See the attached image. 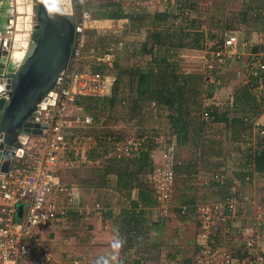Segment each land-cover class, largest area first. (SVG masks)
Instances as JSON below:
<instances>
[{"label":"trees","instance_id":"1","mask_svg":"<svg viewBox=\"0 0 264 264\" xmlns=\"http://www.w3.org/2000/svg\"><path fill=\"white\" fill-rule=\"evenodd\" d=\"M124 2L125 0H103L94 6L90 5V2L85 3L84 6L88 11L91 7L94 8L97 19L114 22L124 20V23L136 32L147 30L145 40L140 44L138 52L134 51L131 55L136 58L142 54H148L150 58L143 64L136 62L122 67L117 65L115 68L117 57L112 47L89 43V36L95 35V30L86 29V50L92 48L95 57L105 53L114 54L112 65L93 58L90 61V70L105 72L113 78V81L108 91L110 93L107 92L103 96L83 95L77 97L74 110L78 114L91 115L93 117L91 126L97 127L107 122H104L105 119L100 120L98 114L101 110H106L107 105L114 106L115 102L123 97L128 100L129 109L136 111L138 116L143 108L148 109L152 114L156 105L167 106L168 110L172 111L168 115L169 135H162L169 137L167 141H170L171 136L175 137L174 185L176 186L177 180H181L178 186L180 192L174 194L173 200L176 199L177 206L172 210V213L181 222L195 220L199 229L196 204L198 201L210 199H207L209 194L199 195L198 188L194 183L197 175L226 174L227 177L223 183L213 180L205 184L211 194L215 196L214 200H224L231 188L236 187L238 182L245 185L256 175L264 177V125L258 122V118L264 115V69L258 68L255 74L246 75V71L251 68V57L248 64L245 65L244 71L241 70L237 74L240 83L228 93L225 102L219 101L217 97L219 86L215 81L204 80L201 73L177 72L179 65L175 57L179 56V49L202 48L200 39L203 40L204 31H197L194 28L190 30L185 26L164 31L158 22L159 20L165 21L171 14L174 17H185L184 19L192 20L193 15H189L198 9L197 1L176 0L174 1L176 3L174 10L169 11L162 8L153 13L148 12L145 6H125ZM80 3L81 0H76V6L79 8ZM217 9L222 12L220 15L222 16L224 8L217 7ZM235 14L241 23L242 30L246 32L245 43L254 35L253 33H256L257 41L252 44L247 43L251 52L254 54L258 49H264V0H244L241 8L237 9ZM75 18L78 17L75 15ZM219 21L221 19H216L213 23ZM236 29L226 25L221 39L211 48L213 50L223 48L228 35H235L238 41L236 33L238 30L236 31ZM209 36L212 38L216 34L211 33ZM125 45L127 46V43ZM261 60L264 62V57H261ZM222 66L213 69L220 70ZM115 69L116 75L112 72ZM222 76L216 74L217 78ZM202 79L208 85L206 89H203L204 96H201L203 90H200ZM124 80H127V85L123 83ZM258 83H262L261 89H255L258 87ZM125 87L128 89L127 92L124 91ZM121 91L125 93L123 97H119ZM213 126H219L221 132L215 133V130H212ZM97 128L99 129V127ZM115 131L113 128L101 131V133L114 136ZM85 132V134L90 133L89 131ZM163 132L165 131L163 130ZM95 133H100V131L95 129ZM121 138L118 135L115 137V139L122 140ZM224 144H231L235 149V154L233 153L235 162L234 167H231L233 171L230 175H227V170L230 168H228V157ZM108 150L104 148L102 152H97L94 149L89 153L92 160H98L97 166L90 170L91 174L88 177L78 178L81 182L80 187L123 190L125 193L124 205L119 206L117 211L113 212L114 208H111V205L115 206L116 201L110 202V199L103 198V201L98 204L101 214L103 216L110 214L113 222L117 225L116 234L123 254L115 264H141V261L146 262L153 256L143 251L144 253L136 257V251H138L136 248L145 245L144 242L148 239L152 227L156 225L157 228L162 227L164 221L167 218L170 219L169 216L160 215L157 219H152L149 222L152 213L155 211L154 214H156L158 207L157 199L148 179L155 163L150 148L142 151L139 156L127 158L117 153L109 155L107 154ZM183 150L187 153L186 157H181ZM246 179L248 180L246 181ZM240 192L238 188L236 194L242 200L243 196L247 195ZM246 199L245 205L248 206L249 200L247 197ZM77 202L79 208L82 209L70 212L69 216H80L85 213L83 208L86 206L85 200H80L79 196ZM181 207H185V210ZM248 216L249 208L242 207L236 210L235 217L240 220L242 227L248 229L250 234L230 242L234 247L231 254L239 259L251 258L254 260L253 254L245 247V237H254L256 229H261L264 232V210L259 213V217ZM261 237L264 238V236ZM236 242H238L237 245H235ZM154 244L155 242L151 243L152 246ZM193 246L191 254L183 259L184 264H193L196 252H198L195 239ZM172 247L174 251L166 253L168 259L177 258L180 253L185 252V248L179 245H172Z\"/></svg>","mask_w":264,"mask_h":264},{"label":"built area","instance_id":"2","mask_svg":"<svg viewBox=\"0 0 264 264\" xmlns=\"http://www.w3.org/2000/svg\"><path fill=\"white\" fill-rule=\"evenodd\" d=\"M84 1L86 0H82L78 18H74V38L67 66L59 82L48 92L47 102L38 103L35 115L27 120L38 132L27 133L22 154L15 156L8 172L0 178V264L55 263L52 254L37 237L36 230L63 223L68 220L70 212L82 209L77 202L80 196L78 187L72 183L71 186L67 185L58 175L61 159L65 155L69 156L67 163H72L73 158L88 161V149L102 152L107 148V154L110 155L112 148L113 154L117 152L126 157L139 156L142 151L149 149L141 142L142 139L123 141L111 135L92 137L85 132H74L76 129L82 131L81 129L88 128L93 123L91 115L75 112L76 98L83 95L103 96L109 91L113 81L105 72L91 71L90 64L83 61L85 31L93 27L91 14L85 8ZM236 42L235 35H228L224 47L212 51L216 67L223 64L227 58L226 53L232 52ZM255 42L256 39L251 38L247 43ZM92 51L91 48L89 58L112 65L113 53L95 57ZM259 56L256 54L252 58L251 68L246 71V75L255 74L258 68L264 69V62L261 60L264 49ZM261 88L262 83H258L255 89ZM167 138L169 137L164 135L153 137L155 144L150 148V153L155 167L148 175L158 207L163 208H168L174 202L172 184L176 144L174 136L170 137V141ZM156 145L162 147L155 150ZM97 162L98 160L95 161ZM226 177L223 173H205L199 175V183L205 185L213 180L223 183ZM236 193V187H232L224 200L197 202L195 209L199 229L195 241L198 252L193 264H264V238L259 235L245 237V247L253 254L254 260L239 259L231 254L234 247L230 242L250 234L235 217L236 210L242 208L247 200L245 196L240 200ZM19 206L23 208L20 219L16 216ZM95 206L92 210L99 212V205ZM181 209L185 210V207Z\"/></svg>","mask_w":264,"mask_h":264},{"label":"rangeland","instance_id":"3","mask_svg":"<svg viewBox=\"0 0 264 264\" xmlns=\"http://www.w3.org/2000/svg\"><path fill=\"white\" fill-rule=\"evenodd\" d=\"M100 1L103 0H86L84 1V4L90 2V5L94 6L97 5ZM174 1L176 0H125L124 5L145 6L148 12L153 13L157 9L162 8L169 11L174 10L176 7V3ZM196 1L198 3V9L195 13L189 15H193L192 20L190 19L191 21L189 19H184L185 17H174L173 14L170 13L171 15L168 16L165 21L159 20L158 22L160 23L159 25L164 28V31H168L169 29L174 30L179 26H185L190 30L194 28V30L196 29L197 31H204V38L203 40L200 39L202 48L179 49V56L175 57L178 60L179 65L177 72L186 74L201 73L204 80L210 82L215 81L216 85L219 86V91L217 93L218 100L225 102L228 93L231 92L233 88L240 83V78L237 76V74H239L241 70L242 72L244 71L245 65L248 64V60L251 57L253 58L256 54H258V57H260L259 53L263 49H258V51L253 54L251 52V49L247 47L248 44L245 43L244 37L246 35V32L242 30L240 26L241 23L237 20L235 14L237 9L239 10L241 8L244 0ZM22 2L23 6L25 7V11L21 14H17L14 11L16 20L17 16H21L19 19L20 29L18 30L20 32V35L18 41L16 42V46L18 47H20L23 42H28L32 35L31 16L33 12L31 11V14H29L30 19H25L28 15L26 7L30 3L32 8V0H22ZM71 2L73 6V14L78 17L79 10L82 6V0L80 3V8L76 6V0H71ZM217 7L224 8L222 16H220L222 12L219 11ZM89 12L93 20L92 29L95 30V35L89 36V43H91L92 45L99 44V46L105 45L112 47L117 57L115 68L117 65L122 67L136 62L143 64L145 61L149 60L150 56L148 54H142L140 56H137L136 58L133 57L134 55H131V53L134 51L138 52L140 44L143 40H145L147 30L136 32L134 31V29L129 28L126 23H124V20H117L114 22L107 19H97L95 9L92 7L89 9ZM194 18H196L197 20H193ZM216 19H221V21L213 23ZM26 24L28 25L27 27ZM226 25L233 26V28L235 29L237 28L236 31H238L236 33L238 36V41L236 42L237 44L235 45L234 49H232V52L230 54L226 53L227 58L223 62V66L220 68V70H215L217 68L216 65H214V56H212V51L214 50L211 47L221 39L224 29H226ZM208 30L211 31L209 32ZM15 31L16 30L14 26L13 33ZM211 33H215L216 36L210 38L209 35ZM253 34L254 35L251 36L250 39L255 38L257 41L258 38L257 36H255L256 33ZM13 43L14 39L12 41V44ZM126 43L127 46L125 45ZM148 45L150 44L148 43ZM88 53L89 50H86L84 48L83 61L87 65H89L90 61L92 60L88 57ZM112 72L115 75L117 73L116 69ZM217 73L218 75L223 76L217 78ZM203 79L201 80L200 90L206 89L208 87V85L204 83ZM123 83L127 85V80H124ZM127 90L128 89L125 87L124 91L127 92ZM204 94L205 92L203 90L201 96H204ZM124 95L125 93H122L121 91L119 97H123ZM128 105V100L124 97L120 100H117L114 106L107 105L106 110H101V112L98 114L100 115V120L103 121L105 119L104 122L107 121L103 125L97 126L100 130L96 126H90L88 128L81 129L82 131H79V129L76 130L77 134H83L85 131H89L90 133L87 134H90V136L94 137L104 134L101 133V131L114 128L116 130L114 137H117V135L119 137L121 136V139L123 141L127 139H142L141 142L143 141V143H145L149 148H151L155 144V142L152 140L153 137L161 134L169 135V126L167 127V125L169 124L168 115L172 111L168 110L167 106L156 105L155 109L153 108L154 111L151 112L152 114H150V111H148V109L143 108L140 116H138L135 113L136 111H131L129 109ZM261 120L262 121L260 124L264 125V115ZM95 129L100 131V133H95ZM163 130L165 132H163ZM212 130H215V133L221 132L219 131V126H213ZM251 142H253V140H251ZM224 145L223 146L225 147V151L228 157V168H230L229 170H227V175H230L232 173L231 171H233V168L231 170V167L235 162V149L231 144ZM160 147H162V145H156L154 149L158 150ZM110 153L113 154L112 148L110 150ZM87 154H89V152ZM157 154L158 153H156L155 155L157 156ZM186 155V151L183 150L181 153V157H186ZM68 157V155H65V157L61 159L58 174L62 177L61 179L66 182L67 185L76 183L80 187L81 182L78 178L88 177L91 174L90 170L95 169L97 166V163H95L96 160H91L89 158L88 161H81L78 158L74 159L72 157L74 162L67 163ZM124 157L127 158L126 156ZM247 180L248 179H246V181ZM180 183L181 180H177L176 186L174 185V182L172 184L173 198L174 194L176 195L180 192V188L178 187ZM194 183L198 188L197 191L198 193H200V196L202 194H209V197L207 199H215V196L211 194L206 185H200L198 175L194 180ZM238 188L241 191L240 193L246 194V197L249 200V203L247 204L248 206L243 205V207L249 208L248 217H258V214L262 210H264V177L256 175L249 183L246 182L245 185H242L241 182H238L236 184V189ZM79 192L83 196L82 199L85 200V205H87L86 209L85 206L83 207L85 211V216L82 218L84 219V223L80 224V222L77 223V221L73 220L68 222V220L66 219L63 223L61 222L60 224H56V226L48 225L49 227L46 229L39 228L37 235H39L40 240L46 242V234H48L52 230L54 231V244L52 246L47 244L48 247L47 245L45 247L51 251L54 258L56 257V259L60 263L72 264V261L74 262V260H77L78 262L81 261L82 264H95V257H102V259H104V261L106 262L105 264H115L119 260V257L123 254L122 249H120L118 235L116 234L117 225L113 221L108 220V217L106 216L100 218L99 220L104 222L102 223L101 221H99L100 223H102L104 229L103 231H98V233L94 232V237L90 242L86 240V231L89 230L87 229L88 225L92 227L94 225L89 221V219L90 214L93 213L91 210L96 207V201L101 202L103 201L102 198L107 197V199L121 202L125 199V193L123 192V190L118 191L114 188H93L87 186L83 188L80 187ZM122 205H124V201L120 204V206ZM176 206L177 201L175 199L173 205L168 206V208L157 207L156 214H154L155 211L154 213H152L149 222L152 219H157V217H159L160 215H163L165 217L169 216L170 219L167 218L164 221L162 227L157 228V225L155 227H152L148 239H146L144 242L145 245L136 248L138 250L136 251V257H139L141 253H144L143 251H145V253L148 252L153 256L150 260L143 262V264H184L183 259L185 257H188V255L193 251V243L195 239L194 237L195 232L198 229V225L193 219L187 220L185 222L179 221V219H177L175 215H173L174 213H172V210L175 209ZM95 225L97 224L95 223ZM99 227L100 226H97L98 229ZM80 230H82V232H79ZM94 230L96 229L94 228ZM82 234L83 237L81 238ZM257 234H259L260 237L264 236V232L261 229H256V232H254L253 234L254 237ZM48 237L49 236H47V238ZM153 242H155L154 246L151 245V243ZM159 243H163L165 245H161ZM237 244L238 242H236L235 245ZM172 245H179L181 247H184L185 252L180 253L177 258L175 257L168 259V257H166V253L168 251H174Z\"/></svg>","mask_w":264,"mask_h":264},{"label":"water","instance_id":"4","mask_svg":"<svg viewBox=\"0 0 264 264\" xmlns=\"http://www.w3.org/2000/svg\"><path fill=\"white\" fill-rule=\"evenodd\" d=\"M32 12V35L13 69V0H0V178L15 156L22 154L27 133L38 132L27 120L35 115L38 103L47 102L48 92L59 82L74 38L71 0H32ZM22 213L19 206L18 219Z\"/></svg>","mask_w":264,"mask_h":264},{"label":"crops","instance_id":"5","mask_svg":"<svg viewBox=\"0 0 264 264\" xmlns=\"http://www.w3.org/2000/svg\"><path fill=\"white\" fill-rule=\"evenodd\" d=\"M263 117V115L262 116H260L259 118H258V122H260L261 123V118ZM91 151H94V149H88L87 150V153L89 152H91ZM88 155V158H90V159H92L91 157H89V154H87ZM59 175V174H58ZM59 177H60V179L62 178L60 175H59ZM62 180V179H61ZM72 184H74V185H77L76 183H72ZM71 184V185H72ZM79 184V183H78ZM79 188V187H78ZM80 189V188H79ZM80 195V200H84V199H82L83 198V196L81 195V194H79ZM103 199V198H102ZM106 199H107V197H106ZM110 202H115V201H113V200H110ZM122 202V201H121ZM121 202H119V201H116V204H115V206L114 205H111V208L113 209L114 208V210H113V212H115V211H117L118 210V208H119V206H120V203ZM96 204L95 205H97L98 204V202L96 201L95 202ZM99 205V204H98ZM87 206V205H86ZM86 206H85V209H86ZM100 207V206H99ZM110 207V206H109ZM94 209V208H93ZM93 213H91L90 214V219H89V221L92 223V224H94L93 225V227L92 226H90V225H88L87 226V229H89L88 231H86L87 232V234H86V237H87V241L88 242H90L91 241V239H93V237H94V232H96V233H98V231H103V229H104V227H103V225H102V223H104V222H102L101 220H99L100 218H103V217H105V216H103L102 214H101V210L99 211V212H95V210L93 211V210H91ZM95 214V215H94ZM97 215V216H96ZM105 215H107L106 217H108V220H110V221H113V218H112V216L110 215V214H105ZM85 216V213L83 214V215H80V216H69V218H68V222L69 221H71V220H73V221H77V223L78 222H80V224H83L84 222H83V220L84 219H82L83 217ZM87 216V215H86ZM88 217V216H87ZM97 218H98V220H97ZM99 221H101L102 223H100ZM95 223L97 224V225H95ZM96 226V227H95ZM97 226H100L99 227V229L97 228ZM49 226H44V227H39V228H42V229H46V228H48ZM38 228V229H39ZM54 228V227H53ZM94 228L96 229V230H94ZM38 229L36 230V235H37V233H38ZM83 229V228H82ZM85 229H86V227H85ZM53 230L52 231H50L48 234H46V242L45 241H42V240H40V242L42 243V245H44V247L48 244V245H50V246H52L54 243H53ZM79 232H82V230H80ZM79 232H78V236H79ZM80 235H81V233H80ZM47 236H49L48 238H47ZM37 237L39 238V235H37ZM83 237V234H82V236H81V238ZM90 239V240H89ZM93 242V241H92ZM48 245H47V247H48ZM47 250H49L48 248H47ZM49 252L51 253V251L49 250ZM52 254V253H51ZM70 256V255H69ZM52 257L54 258V256L52 255ZM68 259H69V257H68ZM95 259H96V263L95 264H105L106 262L104 261V259H102V257H100V258H98V257H95ZM54 261H55V263L54 264H56V262H57V264H64V263H60L57 259H56V257L54 258ZM72 264H82L81 263V261H77V260H74V262L72 261ZM141 264H143V261H141Z\"/></svg>","mask_w":264,"mask_h":264},{"label":"bare ground","instance_id":"6","mask_svg":"<svg viewBox=\"0 0 264 264\" xmlns=\"http://www.w3.org/2000/svg\"><path fill=\"white\" fill-rule=\"evenodd\" d=\"M23 2H22V0H13V9H14V11H15V13H17V14H21V13H23L24 11H25V7L23 6V4H22ZM67 3V2H66ZM64 6H66V4H64ZM26 9H27V16H26V18L25 19H30V15L29 14H31V11H32V8H31V4L29 3L28 4V6L26 7ZM22 15H24V14H22ZM20 15L19 16H17V20H16V16H15V14H14V26H15V30L17 31H15L14 33H13V38H14V43H13V45L11 46V50H10V53H11V56H10V67H12L13 69H15L17 66H18V64H19V62L21 61V59H22V57H23V55H24V53H25V49H26V47H27V44H28V42H23V44L20 46V47H18V46H16V42L18 41V39H19V29H20V23H19V19H20ZM25 17V16H24ZM32 17V16H31ZM23 18V17H22ZM32 20V19H31ZM28 25L26 24V27H27ZM24 28V27H23ZM21 31V30H20ZM23 31V30H22Z\"/></svg>","mask_w":264,"mask_h":264},{"label":"clouds","instance_id":"7","mask_svg":"<svg viewBox=\"0 0 264 264\" xmlns=\"http://www.w3.org/2000/svg\"><path fill=\"white\" fill-rule=\"evenodd\" d=\"M75 18V17H74ZM162 135V134H161Z\"/></svg>","mask_w":264,"mask_h":264},{"label":"flooded vegetation","instance_id":"8","mask_svg":"<svg viewBox=\"0 0 264 264\" xmlns=\"http://www.w3.org/2000/svg\"><path fill=\"white\" fill-rule=\"evenodd\" d=\"M32 34V33H31Z\"/></svg>","mask_w":264,"mask_h":264}]
</instances>
